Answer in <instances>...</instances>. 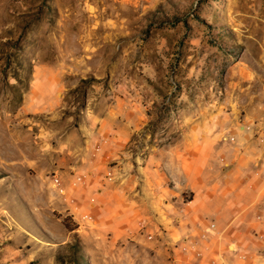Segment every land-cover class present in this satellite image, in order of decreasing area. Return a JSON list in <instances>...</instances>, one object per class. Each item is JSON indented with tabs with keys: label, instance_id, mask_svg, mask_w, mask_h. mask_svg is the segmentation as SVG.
Instances as JSON below:
<instances>
[{
	"label": "rangeland",
	"instance_id": "rangeland-1",
	"mask_svg": "<svg viewBox=\"0 0 264 264\" xmlns=\"http://www.w3.org/2000/svg\"><path fill=\"white\" fill-rule=\"evenodd\" d=\"M122 105L146 151L232 120L264 132V0H0V264L165 263L145 221L98 223L77 169L86 117Z\"/></svg>",
	"mask_w": 264,
	"mask_h": 264
},
{
	"label": "crops",
	"instance_id": "crops-1",
	"mask_svg": "<svg viewBox=\"0 0 264 264\" xmlns=\"http://www.w3.org/2000/svg\"><path fill=\"white\" fill-rule=\"evenodd\" d=\"M122 106L81 126L77 169L93 183L85 193L98 223L120 237L151 234L164 264H264V132L232 120L146 151L133 143L142 120ZM143 221L145 234L130 235Z\"/></svg>",
	"mask_w": 264,
	"mask_h": 264
},
{
	"label": "built area",
	"instance_id": "built-area-1",
	"mask_svg": "<svg viewBox=\"0 0 264 264\" xmlns=\"http://www.w3.org/2000/svg\"><path fill=\"white\" fill-rule=\"evenodd\" d=\"M84 218H85V220H86L87 222H89V221H92L93 216L90 215V214H85V215H84ZM149 238H152V235H151V234H149ZM199 255H200V254H199Z\"/></svg>",
	"mask_w": 264,
	"mask_h": 264
}]
</instances>
